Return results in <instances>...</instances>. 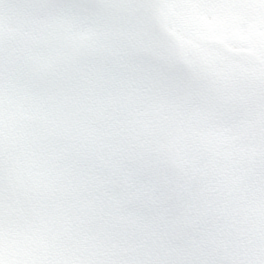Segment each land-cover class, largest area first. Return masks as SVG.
I'll return each mask as SVG.
<instances>
[{"label":"snow or ice","instance_id":"6c2138e0","mask_svg":"<svg viewBox=\"0 0 264 264\" xmlns=\"http://www.w3.org/2000/svg\"><path fill=\"white\" fill-rule=\"evenodd\" d=\"M0 264H264V0H0Z\"/></svg>","mask_w":264,"mask_h":264}]
</instances>
